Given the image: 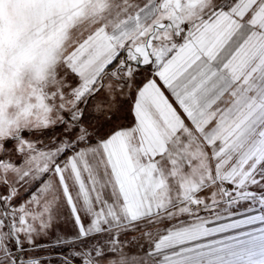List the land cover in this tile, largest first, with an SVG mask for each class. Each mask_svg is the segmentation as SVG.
<instances>
[{
    "label": "snow or ice",
    "instance_id": "1",
    "mask_svg": "<svg viewBox=\"0 0 264 264\" xmlns=\"http://www.w3.org/2000/svg\"><path fill=\"white\" fill-rule=\"evenodd\" d=\"M0 264H264V0H0Z\"/></svg>",
    "mask_w": 264,
    "mask_h": 264
},
{
    "label": "clouds",
    "instance_id": "2",
    "mask_svg": "<svg viewBox=\"0 0 264 264\" xmlns=\"http://www.w3.org/2000/svg\"><path fill=\"white\" fill-rule=\"evenodd\" d=\"M7 65L5 66V76H7ZM31 79L35 80L36 79V75L35 73L31 74ZM43 81H40V83H42ZM4 100H5V112H8L9 114L11 113V110H13L15 108V104L13 103H9L10 101V95L8 93V90L5 89V96H4Z\"/></svg>",
    "mask_w": 264,
    "mask_h": 264
}]
</instances>
